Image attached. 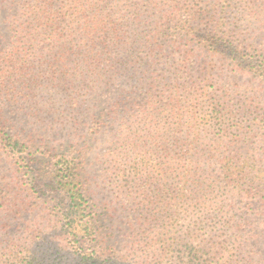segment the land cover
<instances>
[{
	"label": "trees",
	"instance_id": "16d2710c",
	"mask_svg": "<svg viewBox=\"0 0 264 264\" xmlns=\"http://www.w3.org/2000/svg\"><path fill=\"white\" fill-rule=\"evenodd\" d=\"M219 2L0 0V16L6 5L18 33L37 32V19L43 18L42 31L48 35L45 48L55 54L45 68L52 73L51 89L58 88L56 94L62 96L63 102L70 92V108L79 99L86 102L89 83L114 79L124 84L123 93L112 97L110 104L99 111L94 126L99 128L106 116L118 121L117 129L112 131L118 153L107 169V178L116 192L99 204L105 208L118 204L122 220L134 218L130 226H137L144 234L134 243L149 246L152 238L147 229L160 227L172 233L173 244L208 240L206 253L217 245L222 255L233 253L237 246L229 247L230 242L239 247L246 241L240 223L234 219V197L259 199L264 214V163H247L233 154L223 155L220 162L212 160L219 151L218 140L230 136L229 127L221 128L218 140L213 139L215 135L205 139L210 129L223 126L220 113L228 111L226 102L232 90L198 81L201 70L210 74L205 67L195 69L193 65L200 53L226 56L264 76V35L242 34L230 28L228 21L218 20ZM23 52V41H18L6 56L7 67L0 76V141L13 151H22L33 141L32 134L11 130L1 106L3 100L18 103L22 89H27L18 87L13 76L24 72L23 76L34 79L36 75L37 71L22 59ZM250 56L255 62L248 60ZM254 63L258 65L252 67ZM62 77L67 81L66 93L61 90ZM180 132H184L183 140L176 136ZM136 133H146L144 137L152 133L157 153L164 156L153 157L147 167L141 161L138 142L132 138ZM165 136L169 147L159 145V138ZM70 148L72 151H64L57 161L60 182L67 185L64 190L69 210L64 208V200L53 198L57 210L54 214L63 221V230L72 235L71 248L89 258L86 264H108L102 260L105 252L96 249L102 219L94 213L81 187L84 183L78 180L82 176L78 163L70 158L79 151L78 146ZM156 180H162L163 185ZM198 229L208 230L205 239L195 232ZM34 233L40 230L28 228L23 233L24 243L11 238L0 242V264H43L49 260L40 258L41 254H51L46 248L42 252L39 242L35 244L34 238L39 235L35 237ZM214 238L217 242H213ZM66 249L69 248H62Z\"/></svg>",
	"mask_w": 264,
	"mask_h": 264
},
{
	"label": "rangeland",
	"instance_id": "374dc122",
	"mask_svg": "<svg viewBox=\"0 0 264 264\" xmlns=\"http://www.w3.org/2000/svg\"><path fill=\"white\" fill-rule=\"evenodd\" d=\"M219 1L216 16L218 20L228 21L230 28L242 34L264 35V0ZM6 9L5 5V11L0 16V76H3V70L7 67L6 56L18 41H23L25 52L22 59L37 72L34 79L30 75L23 76L24 72L19 77H12L18 87L27 88L22 89L25 98L20 95V101L16 104L1 101L11 130L14 133L28 132L33 135V141L22 151L18 149L13 151L0 141V197L3 199L0 202V242L11 238L24 243L23 233L34 227L40 230V233H34L35 237L39 235V238H34L35 244L39 242L42 252L46 248L51 254L48 257L41 254L40 258L49 259L44 260L43 264H86L89 258L79 256L75 249L71 248L74 246L73 237L68 231L63 230V221L54 214L57 210L53 202V198L62 199L64 208L69 210L65 202L67 193L64 190V186L67 185L60 182L57 161L64 151H72L71 145H77L79 151L73 152L70 158H75L78 163V173L82 174L78 180L83 181L81 187L94 206V213L102 219L98 223L101 237L96 249L100 253L105 252L103 262L264 264V214L259 199L255 197L236 195L233 199L234 219L240 223L241 234L246 240L239 247L236 243L230 242L229 247L237 246L233 253L222 255L218 249L219 245L209 248L210 253H206L208 240L173 244L172 233L160 227L147 229L152 238L149 246L140 241L134 243V240L144 238V234L137 226H130V222H135L134 218L127 219L124 216L125 219L122 220L118 204L113 203L108 208L99 204L108 201L111 192H116L107 178V169L114 155L118 153L112 132L117 129L118 121L106 116L99 128L94 126L100 116L99 111L110 104L112 97L123 93L124 84L114 79L108 82L89 83L86 102L79 99L78 104H73L70 108L72 100L69 97L70 92L64 97L63 102L62 96L56 94L58 88L51 89L52 73L45 68L48 61L54 60L55 54L53 50L45 48L48 35L42 31L43 18L37 19L40 30L31 34H21L15 31ZM25 35L30 37L24 38ZM31 43L35 45L34 48L30 47ZM253 57H248V60L255 62ZM231 60H227L226 56L210 55L207 51H202L193 63L195 69L205 67V71L210 73L201 70L198 81L210 86L223 85L232 90L226 102L228 111L220 113L223 126L218 125L217 129H210L211 134L205 136V139L215 135L213 139L218 140L221 128L229 127L230 136L218 140L219 151L212 160L220 162L219 159L223 155L233 154L236 155V159L247 163H264V76L254 68L243 67L245 63L237 64ZM250 65L253 67L258 64ZM205 77V80H201ZM60 81L61 90L66 93L67 81L63 80V77ZM145 134L136 133L132 138L138 142L141 161L148 167L152 164L153 157L164 154L157 153V141L155 138L152 139V133L147 137H144ZM176 136L183 140L184 132ZM159 145L169 147L168 136L160 137ZM32 182L34 188L31 187ZM156 182L160 186L163 185L162 180ZM154 189L155 186L150 188L152 195ZM45 203H48L50 209H47ZM49 211L52 213L53 221ZM195 232L202 237L201 239H205L208 230L198 229ZM45 233H47L45 241H42L41 237ZM213 242H217V238H214ZM63 247L69 249L62 250ZM189 250L191 254L188 253Z\"/></svg>",
	"mask_w": 264,
	"mask_h": 264
}]
</instances>
